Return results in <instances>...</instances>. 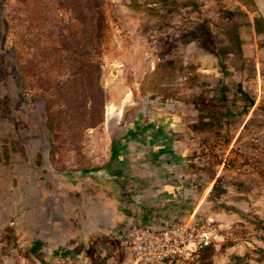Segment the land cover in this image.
I'll list each match as a JSON object with an SVG mask.
<instances>
[{
	"label": "rangeland",
	"instance_id": "obj_1",
	"mask_svg": "<svg viewBox=\"0 0 264 264\" xmlns=\"http://www.w3.org/2000/svg\"><path fill=\"white\" fill-rule=\"evenodd\" d=\"M98 13L104 25L94 53ZM257 15L264 18V0H0V264H135L121 237L133 175L148 172L147 154L139 141L128 153L119 147L130 123L156 122L184 129L178 147L208 191L200 224L209 219L217 231L213 264H264ZM236 32L241 52L229 39ZM71 52L84 67L75 102L63 96ZM238 83L255 103L247 115L227 116L221 89L236 113ZM187 264H201L200 256Z\"/></svg>",
	"mask_w": 264,
	"mask_h": 264
},
{
	"label": "crops",
	"instance_id": "obj_2",
	"mask_svg": "<svg viewBox=\"0 0 264 264\" xmlns=\"http://www.w3.org/2000/svg\"><path fill=\"white\" fill-rule=\"evenodd\" d=\"M182 134L184 129L158 122L154 125H128L122 137L126 142H122L119 148L128 153L129 145L136 144V141L143 143L147 155L142 163L148 170L133 175L137 189L125 201L129 220L147 225L161 221L200 220L202 203L208 191L207 188L200 191V174L192 170L187 151L178 147Z\"/></svg>",
	"mask_w": 264,
	"mask_h": 264
},
{
	"label": "built area",
	"instance_id": "obj_3",
	"mask_svg": "<svg viewBox=\"0 0 264 264\" xmlns=\"http://www.w3.org/2000/svg\"><path fill=\"white\" fill-rule=\"evenodd\" d=\"M217 241L211 220L161 221L142 224L129 220L121 245L135 264H187Z\"/></svg>",
	"mask_w": 264,
	"mask_h": 264
},
{
	"label": "trees",
	"instance_id": "obj_4",
	"mask_svg": "<svg viewBox=\"0 0 264 264\" xmlns=\"http://www.w3.org/2000/svg\"><path fill=\"white\" fill-rule=\"evenodd\" d=\"M221 14L226 17L231 19L234 16V12L231 11H227L225 9H220ZM103 16L101 14H97V16L95 17L94 20V28L92 31L91 36L89 37V42H90V46L92 47V49L94 50V53H96V51L99 48V43H100V38H101V33H102V29H103ZM252 26L253 29L255 31L256 34H264V18L261 15H257L255 17H253L252 19ZM229 39L232 43H234V45L236 46V49L241 52V40L239 39V36L236 33H234L233 35L229 36ZM81 54L79 52L75 53V52H71L70 58H69V62L71 63L70 66H72L74 68V70L71 72V79H70V84L68 85V87L65 89L64 91V98L68 101V102H75L78 100L79 97V86L81 85V78L83 76V68L82 67V61L80 59ZM88 63V61H87ZM87 67H89L87 65ZM90 67H92L94 70H98L99 69V64L96 61H92V64L90 65ZM224 66L222 65V68ZM22 87H24L25 83L22 79L21 82ZM227 88L226 87H222L221 89V94H220V98L224 104L225 109V114L227 116H233L234 114L236 115H247L249 110L254 106L255 100L253 97H251L241 86V84H237L235 87V99L233 100L232 105L236 108V113H233L230 109V106L227 105L228 102V97H227ZM52 101L49 99L46 101L45 104V111H46V127L49 130L51 136H50V145H51V150H50V156L51 158H53L54 156V152H53V147H54V126H55V115L54 112L52 111ZM264 112V109H263ZM255 121V117L252 115L251 117H249L246 122L243 124V129H247L252 123H254ZM88 127H92L91 125ZM112 156L114 158H117L118 156V149H115L113 151ZM4 158L7 159V154L4 155ZM260 176L261 178L264 180V166L263 168L260 170ZM220 177H218L215 182L213 183L212 186V191H215L217 188V182L219 181ZM219 192H222L221 190H219ZM264 229V227H263ZM6 232L9 233L10 235L13 236V230L11 227H7L6 228ZM214 252V248L212 245L206 247L205 249H203L199 256H200V261L201 264H213L212 260H211V256ZM259 254L262 255L261 258L264 259V253L262 250L258 251ZM198 256V257H199ZM235 261L238 263H241L244 260V256H236L234 257ZM261 259H258V261H260Z\"/></svg>",
	"mask_w": 264,
	"mask_h": 264
},
{
	"label": "bare ground",
	"instance_id": "obj_5",
	"mask_svg": "<svg viewBox=\"0 0 264 264\" xmlns=\"http://www.w3.org/2000/svg\"><path fill=\"white\" fill-rule=\"evenodd\" d=\"M111 110H113V107L111 106Z\"/></svg>",
	"mask_w": 264,
	"mask_h": 264
}]
</instances>
